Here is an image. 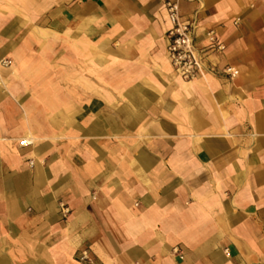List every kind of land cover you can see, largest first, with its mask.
Segmentation results:
<instances>
[{
    "label": "crops",
    "instance_id": "obj_1",
    "mask_svg": "<svg viewBox=\"0 0 264 264\" xmlns=\"http://www.w3.org/2000/svg\"><path fill=\"white\" fill-rule=\"evenodd\" d=\"M180 6L191 81L163 0H0V264H264V0Z\"/></svg>",
    "mask_w": 264,
    "mask_h": 264
},
{
    "label": "built area",
    "instance_id": "obj_2",
    "mask_svg": "<svg viewBox=\"0 0 264 264\" xmlns=\"http://www.w3.org/2000/svg\"><path fill=\"white\" fill-rule=\"evenodd\" d=\"M163 1L171 24L167 33V52L175 73L182 79L191 81L214 70L216 63L209 58L221 53L225 49L224 43L214 31L209 30L205 36L206 43L198 46L195 38L196 24L182 16L181 0ZM11 63L10 59L0 58V64L10 65ZM223 71L231 76L237 74V70L231 66H225ZM82 258L88 259L86 252L83 253Z\"/></svg>",
    "mask_w": 264,
    "mask_h": 264
}]
</instances>
